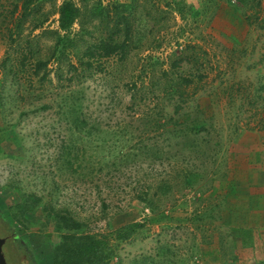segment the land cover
<instances>
[{"label": "rangeland", "instance_id": "obj_1", "mask_svg": "<svg viewBox=\"0 0 264 264\" xmlns=\"http://www.w3.org/2000/svg\"><path fill=\"white\" fill-rule=\"evenodd\" d=\"M23 1L0 0V209L5 213L33 193L42 199L24 223L9 228L0 218L7 264L16 259L14 234L36 264H53L58 236L43 208L51 203L81 216L86 231L107 235L114 264H197V247L208 235L202 223L188 219L202 205L194 193L170 195L154 212L134 201L144 181L164 174L160 159L148 152L162 143L158 116L172 111L162 73H204L200 86L186 90L182 113L185 118L203 108L211 134L221 127L222 165L225 159L243 168L250 159H264V0H70L82 11L96 2L102 9L67 32L58 26L67 0H31L26 16ZM124 13L134 37L127 57L99 59L94 69L78 66L85 46ZM64 33L73 44L53 53ZM184 57L190 64L171 68ZM37 59L48 61L40 70L47 73L44 81L33 73ZM72 99L89 130L71 128L65 105ZM163 207L171 217L160 215ZM133 221L144 226L115 240L114 229ZM249 257L244 248L240 264H249ZM212 259L206 254L203 261Z\"/></svg>", "mask_w": 264, "mask_h": 264}, {"label": "trees", "instance_id": "obj_2", "mask_svg": "<svg viewBox=\"0 0 264 264\" xmlns=\"http://www.w3.org/2000/svg\"><path fill=\"white\" fill-rule=\"evenodd\" d=\"M30 2L31 0L23 1L22 16L28 13ZM99 5L95 4L94 7L82 11L74 2L64 1L58 10L59 28L67 32L76 20L80 22L84 16H98V10L101 12L102 9ZM13 9L18 10V3L14 4ZM87 10L89 15L84 14ZM39 24L35 26L38 27ZM105 27L107 29L104 34L89 42L81 56L77 55V64L84 70L97 68L99 59L117 55L122 61L127 57L128 48L134 42L129 17L124 13L120 15V19L108 21ZM73 40L66 33L58 36L60 45H55L53 53H64V49L71 46ZM190 61L189 57L179 58L173 61L171 68L182 69ZM47 63V60L42 59L35 62L33 73L40 81L47 77L45 71L40 73ZM72 68L77 69L73 65ZM162 76V93L168 103L172 104V111H161L158 116L156 128L161 129L162 143L158 147L151 145L148 152H151L153 158L160 159L164 165V174L154 175L149 181H144L134 195V201L154 212L164 203L166 197L178 192H193L202 205L201 209L190 213L188 219L202 223L208 235L206 242L203 241L197 247L200 254L197 264H205L203 260L206 254L208 259L215 258L210 262L213 264H240L244 248L250 254L247 263L264 264V159L258 156L248 160L244 168H236L223 158L225 164L222 165L220 155L224 141L220 133L221 127L218 126V131L213 132L214 139L203 108L185 118L182 113L186 90L191 86H200L204 82V73L188 76L163 71ZM43 107L46 108V105ZM65 109L72 129L89 130L86 120L80 116V105L74 99L65 105ZM64 150V157L69 166H72L74 157H71V148L65 146ZM41 199L42 197L33 193L22 200H16L5 209L6 214L0 209V218L9 228L14 221L24 223L29 212H35ZM102 206L106 208L107 205L103 203ZM43 208L47 211L46 219L58 236L53 264H114V251L107 235L86 231L83 218L65 205L56 206L51 203ZM211 209L213 212H210ZM168 212V207L159 211L161 216L171 217ZM143 226L142 222L136 221L118 225L113 231V237L115 240L129 239ZM194 230L200 231L201 228L196 227ZM232 230L235 234H232ZM11 240L14 241L11 248L16 256L11 264H36L32 251L21 238L14 234ZM208 249L212 252H207ZM218 253L221 254L217 255ZM247 260L246 258L245 261Z\"/></svg>", "mask_w": 264, "mask_h": 264}, {"label": "water", "instance_id": "obj_3", "mask_svg": "<svg viewBox=\"0 0 264 264\" xmlns=\"http://www.w3.org/2000/svg\"><path fill=\"white\" fill-rule=\"evenodd\" d=\"M6 241L5 237L0 236V264H7L4 253H3V245Z\"/></svg>", "mask_w": 264, "mask_h": 264}, {"label": "crops", "instance_id": "obj_4", "mask_svg": "<svg viewBox=\"0 0 264 264\" xmlns=\"http://www.w3.org/2000/svg\"><path fill=\"white\" fill-rule=\"evenodd\" d=\"M255 142H256V141H255ZM241 167H243V168H244V167H245V165H243V166H241Z\"/></svg>", "mask_w": 264, "mask_h": 264}]
</instances>
